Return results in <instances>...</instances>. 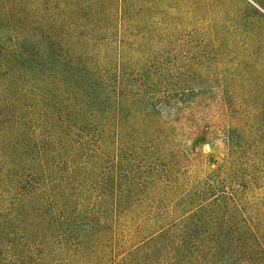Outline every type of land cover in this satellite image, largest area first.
Listing matches in <instances>:
<instances>
[{
	"label": "rangeland",
	"instance_id": "374dc122",
	"mask_svg": "<svg viewBox=\"0 0 264 264\" xmlns=\"http://www.w3.org/2000/svg\"><path fill=\"white\" fill-rule=\"evenodd\" d=\"M117 4L112 29L99 34L110 61L102 66L106 69L102 91L92 95L104 100L101 120L106 129L86 109L81 120L89 126V137H65L62 129L58 137L54 129H47V141L45 135L39 137L45 148L39 163L43 168L28 167L21 176L26 183L31 178L32 184L22 186L29 193L36 190L37 198L29 206L40 211L16 209L21 196L9 186L0 187L1 218L15 209L24 226L43 222L37 230L48 244L40 250L43 264H264L255 248L260 244L261 252L264 244V43H260L264 0H117ZM233 17L248 22L253 41L234 33ZM13 37L5 32L1 39L12 49ZM13 98L20 101L9 108L11 114L28 129L19 136L30 135L34 144L39 128L54 119L53 114L58 111L56 116L63 117L68 104H82L79 99L68 100L67 92L52 98L37 88ZM61 120L64 126H85L76 119ZM11 124H1L2 130ZM227 126L239 142L231 173L238 171L234 188L240 193L241 218L260 216L254 235L243 232L231 248L212 249L214 227L201 213L193 223L183 217L181 231L166 240L168 251L161 253L133 256L130 246L153 239L152 234L171 224L168 221L139 234L122 249L112 247L116 231L115 236L104 232L107 252L96 244L83 246L81 232L91 233L87 226L93 219L72 220L74 209L83 208L104 223L102 218L112 216L111 206L120 202L124 213L106 225L116 222L117 233L125 236L160 214L155 203L147 202V194L162 180L165 183L164 174L174 193L168 191L170 202L158 204V209L169 207L194 181L217 180L211 175L225 159ZM140 204L147 206L144 211L138 209Z\"/></svg>",
	"mask_w": 264,
	"mask_h": 264
},
{
	"label": "trees",
	"instance_id": "16d2710c",
	"mask_svg": "<svg viewBox=\"0 0 264 264\" xmlns=\"http://www.w3.org/2000/svg\"><path fill=\"white\" fill-rule=\"evenodd\" d=\"M117 7V0H0V187L9 186L11 191L21 196L16 209L40 211L39 208L29 206V201L37 198L36 190L29 193L22 186L32 184L31 178V183H26L21 176L26 175L28 167L32 170L37 166L39 170L43 168V165H40L42 162L40 158L43 157L41 154L45 148L39 137L45 135L43 141H47V129H54L58 137H62L64 131L67 132L65 137L73 138L83 134L89 137L87 131L89 126L85 120H81L84 119L81 115L83 109L92 110L94 121L101 122L103 125L101 127L106 129L107 125L101 120V115L104 114V100L100 97L92 98V95L102 91L101 77L106 70L102 69V66L110 61L103 52L102 37L99 34L103 30L112 29V16ZM232 23L234 33L241 34L246 42L255 39L253 32L247 29L250 26L244 19L233 17ZM5 32L15 36L10 41L12 49L1 39ZM260 43H264V35L261 33ZM261 69L264 74V60ZM36 88L52 98H61V94L67 92L68 100L79 99L82 104L76 103L72 106L68 104L63 117L56 116V113L61 114L58 111L53 114L54 119L47 120V123L39 128L41 134L38 133L34 144L30 140V135L19 136L28 130L27 125H21L19 123L21 120H16L10 109L20 101L14 100V96ZM84 93L89 95L85 96ZM27 94L31 95L29 91ZM189 117L192 118L191 115ZM70 118L81 121L85 126L73 124L64 126L65 122H60L61 119ZM7 121L12 122L10 129L2 130L1 124ZM60 129L63 132H60ZM231 129L227 126L223 130L225 159L218 167L217 174L211 175L217 176L218 179L208 177L194 181L181 196L179 194L171 201L169 207L163 206L158 209V204L170 202L168 191L174 193L168 186V176L164 174L163 179L167 184L162 180L156 190L147 194L149 197L147 202L152 206L155 203V209L160 211V214L156 217L152 215L148 224L140 222L134 231L127 232L125 236L117 233L119 225L114 228L116 222L112 221L113 227L106 225V222L111 221L108 219L124 213L120 212V202H115L111 206L112 216L102 218L105 220L104 223L99 222L94 214L85 213L83 208L74 209L72 220L83 217L93 219L90 226H87L91 233H87L88 230L86 233L81 232L83 238L80 240L84 241L83 246L89 248L96 244L102 252H107L108 243L104 232L112 234L116 231V238L112 237L114 240L112 247L122 249L139 234L151 231L161 222L168 221L171 224L166 229H161L157 235L152 234L153 239L149 238L139 243L137 247L130 246L132 248L130 255L133 256L161 253L168 251L166 240L175 237L176 233L181 231L182 218L186 216V221L193 223L201 213L211 228L214 227L212 230L216 238L212 249L231 248L234 240L237 241L239 236L244 235L243 232L254 235L255 226H260V216L255 220L241 218L243 208L238 198L240 193L234 188L238 185L236 182L238 171L231 173L234 151L238 150L236 143L239 142L233 139ZM220 176L224 178H219ZM139 194L143 195L142 192ZM64 202L71 205L67 200ZM146 207L145 204H140L138 209L144 211ZM153 210L154 208L151 211ZM15 211L10 210L5 220L0 216V264L46 263L40 250L48 247V244H44L41 240L43 237L37 234L38 224L42 221L36 224L35 220L33 225L24 226V222L18 220L19 213ZM34 226L36 228H33ZM113 235L115 236L114 233ZM210 235L212 236L211 229ZM87 236L89 239L85 243ZM255 248L260 258L264 260V244L261 252L260 244Z\"/></svg>",
	"mask_w": 264,
	"mask_h": 264
}]
</instances>
